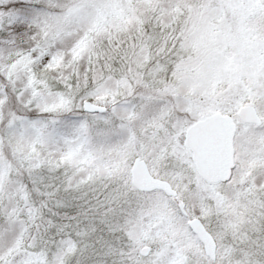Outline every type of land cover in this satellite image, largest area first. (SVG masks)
I'll list each match as a JSON object with an SVG mask.
<instances>
[{"label":"snow or ice","instance_id":"6c2138e0","mask_svg":"<svg viewBox=\"0 0 264 264\" xmlns=\"http://www.w3.org/2000/svg\"><path fill=\"white\" fill-rule=\"evenodd\" d=\"M0 264H264V0H0Z\"/></svg>","mask_w":264,"mask_h":264}]
</instances>
